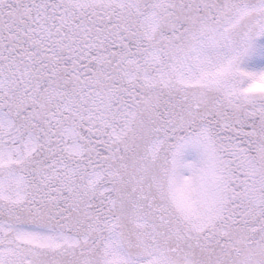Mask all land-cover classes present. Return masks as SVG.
<instances>
[{
	"label": "rangeland",
	"instance_id": "1",
	"mask_svg": "<svg viewBox=\"0 0 264 264\" xmlns=\"http://www.w3.org/2000/svg\"><path fill=\"white\" fill-rule=\"evenodd\" d=\"M55 4L119 59L63 79L111 75L97 133L28 109L8 64L36 55L19 25L41 58L66 41L35 18ZM0 98V264H264V0H0Z\"/></svg>",
	"mask_w": 264,
	"mask_h": 264
},
{
	"label": "trees",
	"instance_id": "2",
	"mask_svg": "<svg viewBox=\"0 0 264 264\" xmlns=\"http://www.w3.org/2000/svg\"><path fill=\"white\" fill-rule=\"evenodd\" d=\"M62 7L63 4H55L54 7H49L47 9L42 6L41 10H37L35 18L39 17L45 19V29L49 30L48 35H55L56 38L60 39L63 36H66L67 38L71 39L66 38V41L60 40L58 42L59 45H56L53 49L54 53H47L48 55L41 58L38 53L39 51H37L41 47L36 48V43H32L33 38L28 32V26L19 25V28H17L16 26L17 30L15 31V34L21 38L17 40L18 45H20L19 47H21V49L19 48V50H17V53H15L13 59H15L18 54L22 52L24 53L25 51L29 52V54H33L36 52V55H34V59L31 64L28 61L29 57H26L28 58L26 59L27 70H24L23 66H20L14 60L12 61L11 56L9 57L10 63L8 64L11 67L14 66L16 69L15 71L13 70V73L18 79L17 88H22L25 90V93H27L28 97L26 100L28 104H31L28 109L34 108L42 98L43 106L47 108L46 111H51V116L57 115L58 117L64 119L66 123L65 125L71 126L78 120L80 123H82V131H85L84 129H92V132L97 133L98 130L102 127V124H100L101 122L95 121V118H93V116H95L96 114L93 115L94 112L92 111V108L86 100L95 96L93 84L95 83L94 86H97L100 80H106V82L104 83L109 85L107 81L110 79L111 75H107L106 78H101V76L98 78L99 75H93L91 77V81H86V79L85 81L79 80L78 83H75L77 85L76 90H74L73 88H71V90L68 84H62L65 83L63 79L66 78V73L68 71L74 72V68L76 69L79 63H81V67L83 68L81 69L82 76H86L88 74V72L84 70L83 63L80 58L84 59L85 64L90 66L89 68H101L103 71L109 70L112 66L114 68H118L120 65L119 59L117 58L118 56L116 55V53L108 52V50L111 49L109 45L111 44L109 42V40L111 39L109 36L108 38H105L103 42L104 44L102 46L90 47L85 44H81V39L77 40L73 35L68 33L67 24H69V26L71 24L73 26L77 25L80 28L84 27L82 26L83 23H86V26H88L90 24V21L86 20V16H82L80 14L77 15L75 12H73V16H70L68 15L69 12H66V14V10ZM32 15L33 14L28 15L25 10L21 9L16 10L15 13L17 20H23V18L25 17L31 18ZM83 15H86V13H83ZM44 33L46 34L45 30ZM44 40H41L40 44H42ZM78 58L79 60H77ZM68 60H70V62ZM68 83H73V79H70ZM98 87L100 89L97 88L96 92L99 93H103V90H108L102 89L103 85H99ZM79 89H82L80 90V95L78 92ZM57 91H61L62 94H56ZM4 99L6 98H0V104L4 102ZM14 113L17 114V111L14 110ZM89 118L90 120H92L91 124L90 121L88 122ZM93 123L96 125L94 126ZM147 156H149L148 153ZM147 158L146 160L147 162H149L150 160ZM89 189H91V187H89Z\"/></svg>",
	"mask_w": 264,
	"mask_h": 264
}]
</instances>
